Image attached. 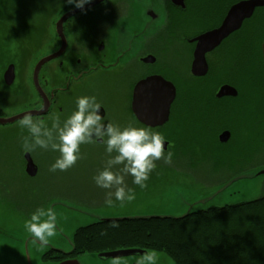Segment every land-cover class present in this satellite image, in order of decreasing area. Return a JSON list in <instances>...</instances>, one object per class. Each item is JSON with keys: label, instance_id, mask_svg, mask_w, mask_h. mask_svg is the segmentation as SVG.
<instances>
[{"label": "flooded vegetation", "instance_id": "af4514ba", "mask_svg": "<svg viewBox=\"0 0 264 264\" xmlns=\"http://www.w3.org/2000/svg\"><path fill=\"white\" fill-rule=\"evenodd\" d=\"M236 2L224 0L220 8L209 3L207 10L203 0H91L78 9L67 0H0V163L7 160L12 166L7 176L0 170V264H30V241L34 238L25 227L30 218V180L40 173L35 156L46 154L44 149L31 153L22 149L19 119L32 112L45 121L57 115L64 120L69 113L67 106L76 101L78 91L93 82L118 79L131 121L162 133L166 150L176 151L179 138L185 136L191 141V155L199 154L198 159H221L224 154L238 160L239 156L225 154L234 148L237 134L251 141L249 161H230V168H223L231 171L218 182L210 180L223 171L220 166H212L210 171H214L208 176L196 166L191 169L170 164L172 170L182 172L180 175L193 178L191 184L201 181L202 189H213L257 166L256 136L241 131L236 117L239 108L257 120L259 91H264V40L259 43L238 38L243 28L254 27L245 19L212 49L202 54L198 47V37L217 28ZM204 18L210 23L202 24ZM171 42L183 51L182 69L174 74L168 62L175 56L167 57ZM232 45L238 46L239 57L229 60ZM40 61L43 63L36 70ZM153 77L169 82L173 95L166 120L149 126L137 118L133 104L138 94L139 109L145 113L147 89H135ZM223 86L228 88L220 94ZM149 103L151 106L154 101ZM100 104V114L106 120V108ZM30 159L35 167L33 175ZM189 161L190 165L195 162ZM205 179L207 183H203ZM104 251L109 250L87 254L111 264V258L99 256ZM83 254H76L73 241L64 247L50 240L39 258L40 264H83ZM140 254L121 257L126 264H136Z\"/></svg>", "mask_w": 264, "mask_h": 264}, {"label": "rangeland", "instance_id": "374dc122", "mask_svg": "<svg viewBox=\"0 0 264 264\" xmlns=\"http://www.w3.org/2000/svg\"><path fill=\"white\" fill-rule=\"evenodd\" d=\"M203 1H207L205 7L208 10L210 7L209 3L211 6L216 5L220 8L224 0ZM233 1L238 2V0ZM261 10L262 14L255 18V29L249 26L243 28L238 38L255 42L257 38L264 37V30L258 32L257 24L259 21L264 22V8ZM209 23L210 19L204 18L202 24ZM30 31H32L31 28ZM32 39V34L30 33V40ZM171 45L172 47L169 49L167 57L175 56L173 61L168 62L174 74V72L182 69L183 64L180 58L183 57V51L180 47L176 48L172 42ZM235 57H239L238 46L232 45L231 51L227 54V59L233 60ZM81 96H95L105 106L108 114L105 122L119 124L122 128L129 123L140 127L131 121V117L126 111V105L123 100L125 94L120 90L118 79L100 84L93 82L91 86L79 90L76 94V99ZM67 108L69 113L66 118L75 110V102L67 106ZM72 108L74 109L71 112ZM257 108V120L250 113L245 116L239 108H237L239 113L236 117V125L241 131L251 135V137L256 136L255 157L257 159V166L247 172L246 178L232 182L230 186L217 195H214V192L222 186H216L213 189H202L200 186L201 181H196L195 185L191 184L194 181L188 174L180 175L182 172L178 171L179 169H176L177 171L172 170L169 164H165L162 161L163 164L161 166L157 165L156 169L151 173L149 180L146 182L147 187L144 189L134 185L131 176L126 177L128 186L135 190V200L126 202L123 207L116 201L114 207H108L104 203L108 190L98 187L93 180V177L104 168L107 159L105 146L103 144H85L81 145L80 148L83 158L78 160L75 166L66 171H49L50 166L60 155L57 151L46 150V154L42 157L35 156L34 159L40 167V173L36 178L30 180V215L39 207L54 209L57 214V234L50 240L60 246L68 247L71 245L72 233L77 226L91 223L98 220V218L181 214L191 204L201 202L199 200L203 198H209L210 203L208 204H214L215 206L257 198L264 193V174H256L259 170L264 169V100L261 96L258 98ZM46 122L49 126L51 125V119H48ZM169 134L171 133L169 132ZM193 140H195V137H193ZM178 141V148L176 151H173L174 155L171 164L178 167L191 166V169H196V166L198 167L197 169H204L208 176L214 171L213 169L212 172L210 171L212 166L217 165L223 168L228 166L230 161V164H235V161L241 160H244L243 163L248 162L251 155V141L243 140L240 132L236 136L234 148L230 152L225 153L233 158L239 156L238 160H231L229 156L224 154L220 156L221 159H198L199 154L195 153L191 155L190 153L191 141L189 139L184 136V138L180 137ZM207 153L210 154V152ZM240 156L243 157L240 158ZM188 158L193 161L198 159L199 161L197 164V161H195L194 164L190 165ZM8 163L9 161L7 160L0 163V170L3 169L4 176L10 173L12 167ZM227 168L230 167L228 166ZM227 168H223V171L215 175L210 182H218L219 179L226 176L227 172L231 171ZM206 178L208 179L209 177L206 176ZM207 182L206 180L203 183ZM113 199L115 198L113 197ZM68 201H73V203ZM195 205L197 206L193 209H202L201 205L197 203ZM17 227H19V223H17ZM38 246H40L39 241L36 243H33V240L30 241V264L41 263L39 257L47 249V246L36 249ZM157 255L158 259L156 263L172 264L164 253L157 252ZM80 261L83 264L104 263L87 253L80 256Z\"/></svg>", "mask_w": 264, "mask_h": 264}, {"label": "clouds", "instance_id": "9594fccd", "mask_svg": "<svg viewBox=\"0 0 264 264\" xmlns=\"http://www.w3.org/2000/svg\"><path fill=\"white\" fill-rule=\"evenodd\" d=\"M90 2L67 0L78 9ZM75 104V110L64 120L58 115L52 117L50 126L43 118L25 113L18 121L22 130L21 147L27 153L37 149L59 152L49 169L56 172L68 170L83 158L81 145L103 144L107 159L103 170L93 180L98 187L108 190L105 205L114 207L118 201L123 207L136 198L134 188L126 183V177L131 176L132 183L144 189L157 167L156 162L170 165L174 153L165 149L166 137L151 127H136L129 123L122 128L119 124L105 122L100 114L101 104L95 96L78 97ZM25 130L26 135L23 134ZM25 227L34 238L33 243L39 241L41 248L46 247L50 238L57 234V214L52 208L39 207L31 213ZM157 259L155 250H147L139 255L136 264H156ZM111 264H126V261L116 256L111 258Z\"/></svg>", "mask_w": 264, "mask_h": 264}, {"label": "trees", "instance_id": "16d2710c", "mask_svg": "<svg viewBox=\"0 0 264 264\" xmlns=\"http://www.w3.org/2000/svg\"><path fill=\"white\" fill-rule=\"evenodd\" d=\"M263 8L255 9L245 23L255 29ZM257 24L258 32L264 30L263 21ZM263 93L259 91L261 98ZM72 241L76 254L139 248L162 252L172 264H264V193L183 217L96 220L77 227Z\"/></svg>", "mask_w": 264, "mask_h": 264}, {"label": "water", "instance_id": "95a60500", "mask_svg": "<svg viewBox=\"0 0 264 264\" xmlns=\"http://www.w3.org/2000/svg\"><path fill=\"white\" fill-rule=\"evenodd\" d=\"M264 7V0H239L238 2L234 3L231 5L222 20L221 24L217 27L214 28L210 31H207L203 34H201L198 37V47L200 48V52L203 54L205 51L212 49L216 45H218L224 38H226L230 33L234 32L237 30L242 22L245 19L250 18L255 9ZM262 58H263V64H264V43L262 44ZM43 63V61H40L37 66L36 70L40 67V65ZM149 88L156 89V90H151L153 92H149ZM228 87L223 86L220 90V94L227 89ZM147 89V94L144 95V98L146 99V102L148 106H146V111L145 113L141 112L139 109V99L140 97L137 95H134V104H133V110L134 113L136 114L137 118L145 123L146 125L149 126H155L162 124L164 120H166L167 115H168V107L170 100L172 99L173 95V88L169 82L166 80L160 78V77H153V78H147L143 81H141L138 86L136 87L135 91L139 92L141 90ZM150 99L154 101V103L150 106ZM155 109V111L153 110ZM144 110V109H143ZM43 112V111H42ZM32 113V112H31ZM38 113V112H37ZM40 113V112H39ZM34 114V113H32ZM20 115L16 116L15 118H19ZM35 171L34 164L32 163L30 159V175H33ZM257 175L264 174V169L259 170ZM247 173L240 175L239 177L235 178L232 181H229L227 184L223 185L221 188H219L216 192H214V195H217L220 193L222 190L227 188L232 184V182H236L240 179L246 178ZM213 195V196H214ZM207 199V200H206ZM209 198H203L199 201L201 202H194L191 204L186 211H184L181 214H164V215H148V216H138V217H128V216H122V217H115V218H109V217H104V218H98V220H105V221H113V220H120V219H135V218H147V217H152V216H159V217H183L186 215H189L193 211H197L193 209L197 205L196 203L201 205L202 208H205L207 206H212L209 205L210 201L208 200ZM229 204V203H228ZM225 204H220L219 206H222ZM218 206V205H216ZM82 226V225H80ZM79 227V226H77ZM76 227V228H77ZM75 228V229H76ZM74 229V230H75ZM74 233V231H73ZM72 233V235H73ZM72 242V240H71ZM135 252H143V249L139 248H126V249H118V250H109V251H104L100 252L99 256L104 257V258H112L116 256H126ZM67 264V263H65Z\"/></svg>", "mask_w": 264, "mask_h": 264}]
</instances>
